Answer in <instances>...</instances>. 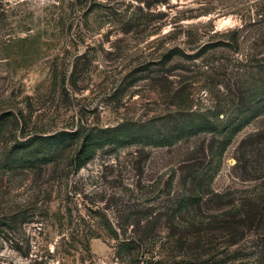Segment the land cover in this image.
<instances>
[{"label":"rangeland","instance_id":"1","mask_svg":"<svg viewBox=\"0 0 264 264\" xmlns=\"http://www.w3.org/2000/svg\"><path fill=\"white\" fill-rule=\"evenodd\" d=\"M247 204L264 0H0V264H262L264 215L207 254L178 233Z\"/></svg>","mask_w":264,"mask_h":264},{"label":"trees","instance_id":"2","mask_svg":"<svg viewBox=\"0 0 264 264\" xmlns=\"http://www.w3.org/2000/svg\"><path fill=\"white\" fill-rule=\"evenodd\" d=\"M233 32L235 31H232V33ZM240 94H242V92H240ZM236 105L240 108L244 105V102H238L236 103ZM249 118L250 116H247L246 120ZM237 122L238 120L236 119V121L228 122L227 126H223V134L219 142V144L222 146V150L231 141L232 135H234L237 129L241 127L242 123ZM82 162V160L78 161L76 167L81 166ZM198 168H201V166H198ZM196 169L192 170L190 174H187V177H189V179L194 180V178H196ZM250 204H247L245 209H242V206L235 210H229L226 212L215 214L212 219H210V217L207 220H200L198 222H196L195 220L186 222L181 226V228L178 229V233L183 238H188V236H190L192 239L198 242V245L189 247L192 253H195L196 255L210 253L214 249V246H212V240L209 239V235L211 236V234L213 233L220 235L222 233H232L241 238L242 235H244L243 233L249 231L252 226L259 225L260 220L263 218L264 210L261 213L260 210H262V208H258L257 204L255 206ZM238 229H240V231H238ZM239 232L242 235H240ZM261 240L262 241L260 243H256L254 245V247L256 248L255 251L260 255L262 254V252L264 253V238H261ZM200 241H202V243ZM235 242L236 241H232L230 242V244ZM238 257L240 258L243 256ZM206 260L207 259H205L204 261ZM201 261L203 263V260ZM260 262L264 264V257L261 258Z\"/></svg>","mask_w":264,"mask_h":264}]
</instances>
